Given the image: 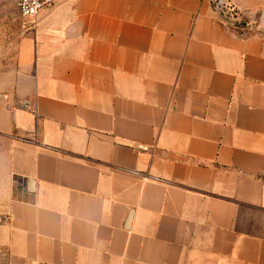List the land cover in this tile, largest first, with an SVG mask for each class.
I'll use <instances>...</instances> for the list:
<instances>
[{
  "label": "crops",
  "instance_id": "obj_1",
  "mask_svg": "<svg viewBox=\"0 0 264 264\" xmlns=\"http://www.w3.org/2000/svg\"><path fill=\"white\" fill-rule=\"evenodd\" d=\"M218 1L29 21L0 87L7 264H264V0H224L249 37Z\"/></svg>",
  "mask_w": 264,
  "mask_h": 264
},
{
  "label": "rangeland",
  "instance_id": "obj_2",
  "mask_svg": "<svg viewBox=\"0 0 264 264\" xmlns=\"http://www.w3.org/2000/svg\"><path fill=\"white\" fill-rule=\"evenodd\" d=\"M19 1L0 0V87L3 88L16 80L17 48L31 29L30 20L19 13ZM0 264H7V253L3 249H0Z\"/></svg>",
  "mask_w": 264,
  "mask_h": 264
},
{
  "label": "trees",
  "instance_id": "obj_3",
  "mask_svg": "<svg viewBox=\"0 0 264 264\" xmlns=\"http://www.w3.org/2000/svg\"><path fill=\"white\" fill-rule=\"evenodd\" d=\"M221 14L225 15L227 25L230 29L234 30L240 36L249 37L253 35L251 30L252 24L245 15L240 13L237 9L230 5H225Z\"/></svg>",
  "mask_w": 264,
  "mask_h": 264
},
{
  "label": "built area",
  "instance_id": "obj_4",
  "mask_svg": "<svg viewBox=\"0 0 264 264\" xmlns=\"http://www.w3.org/2000/svg\"><path fill=\"white\" fill-rule=\"evenodd\" d=\"M58 1L60 0H20L18 3L19 13L24 19L35 20L41 11L52 7Z\"/></svg>",
  "mask_w": 264,
  "mask_h": 264
},
{
  "label": "water",
  "instance_id": "obj_5",
  "mask_svg": "<svg viewBox=\"0 0 264 264\" xmlns=\"http://www.w3.org/2000/svg\"><path fill=\"white\" fill-rule=\"evenodd\" d=\"M224 0H220L218 3H217V5H216V8H215V10L217 11V12H221L222 11V8H223V6H224Z\"/></svg>",
  "mask_w": 264,
  "mask_h": 264
}]
</instances>
